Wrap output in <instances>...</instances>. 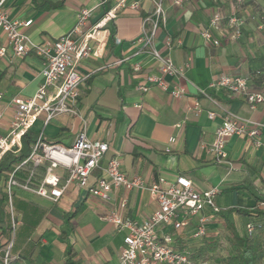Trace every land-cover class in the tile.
Listing matches in <instances>:
<instances>
[{"label": "crops", "instance_id": "obj_1", "mask_svg": "<svg viewBox=\"0 0 264 264\" xmlns=\"http://www.w3.org/2000/svg\"><path fill=\"white\" fill-rule=\"evenodd\" d=\"M119 1L5 0V7L12 20L33 21L25 32L36 44L52 46L72 30L81 9H94L91 22L96 24ZM164 4L167 22L156 36L155 47L162 56L185 69L183 76H165L169 89L179 85L185 90L182 97L174 98L170 91L157 85L147 92L139 89L148 85V76L160 75V63L156 59L146 52L135 55L140 48L137 38L142 19L153 10L151 0H141L140 11H120L113 20L114 38L110 39L106 26L105 46L82 61L80 70L88 77L80 86L77 114L60 115L46 127L43 117L34 131L39 135L43 132L44 141L61 135L59 145L69 147L86 124L90 139L106 141L110 146L102 167L110 158L118 157L128 177H141L147 184L160 176L173 180L182 175L193 182L197 192L217 187L220 193L216 202L224 209L210 225L206 239L216 238L220 228L226 229L225 217L242 234L252 217L230 211L260 204L248 185L264 186V145L257 147L247 135L231 138L227 148L235 170L228 176L224 166L213 162L204 144L213 141L227 113L264 123V103L252 109L243 96L211 87L222 75H243L250 78L251 91L264 93V78L257 74L264 63V28L258 30L259 14L254 17L260 9L258 5L264 4L261 0H190L182 7L175 6L173 0H164ZM216 10L224 16L218 47L201 35ZM233 10L246 19L239 40L233 38L225 19ZM3 47L7 48V40L0 30V48ZM119 61L123 62L117 64ZM136 64L141 66L140 72L134 71ZM43 80L38 56L34 53L16 56L7 48L5 56L0 57V92L6 108L0 121V135L8 132L13 114L11 99L17 95L33 96ZM209 112H214L216 117L210 119ZM260 138L264 140V131ZM55 173L61 183L68 177L63 168ZM101 174L102 170L97 169L90 184ZM5 184L6 181L0 183L4 195ZM124 200L127 205L121 209ZM13 201L20 221L12 250L17 264H65L67 260L75 264H118L124 233L102 216L120 211L124 218L143 222L157 207L147 188L130 191L120 188L109 202H103L92 196L89 188L76 184L56 204L17 188ZM81 201V209L72 215ZM6 212L9 214L7 207ZM0 236L2 242L8 239L2 235L1 228ZM186 237L180 236L178 246L197 245L187 242ZM262 255L264 258V251Z\"/></svg>", "mask_w": 264, "mask_h": 264}, {"label": "built area", "instance_id": "obj_2", "mask_svg": "<svg viewBox=\"0 0 264 264\" xmlns=\"http://www.w3.org/2000/svg\"><path fill=\"white\" fill-rule=\"evenodd\" d=\"M190 0H173L177 7L184 6ZM153 10L143 17L140 35L137 43L140 44L138 55L146 52L160 63V75L147 77L148 85L139 87L147 92L152 85H157L174 98L182 97L186 92L179 85L169 89L165 76L180 77L185 69L176 66L171 58L161 55L155 47V40L159 30L167 22V11L164 0H151ZM141 10V0H120L110 9L104 18L93 24L91 19L94 9L83 8L77 15L75 26L67 34L61 36L52 46L36 44L25 32L33 21L12 20L5 7V0H0V30L5 33L7 48H11L16 56L34 53L42 61V75L44 80L37 92L31 97L14 96L10 101L13 114L6 135H0V161L9 152L17 153L22 148V137L34 130L36 123L44 117V127L60 115H76L77 103L80 96V86L88 77L84 75L80 66L83 60L90 58L98 49L105 46L107 40L106 25L114 20L121 10ZM227 27L233 38L239 40L243 36L246 19L236 10L225 17ZM224 20L220 10L213 12L209 26L202 31V37L213 46L221 45V24ZM264 24H258V30H263ZM6 47L0 48V57H4ZM123 61H119L117 64ZM141 66H134L135 72L141 71ZM264 78V63L257 73ZM250 78L243 75H222L211 87H221L232 94L243 96L249 106L254 109L264 103L263 92L250 90ZM4 95L0 92V121L5 114L3 104ZM210 119L216 114L209 112ZM84 128L78 133L74 143L69 146L49 144L44 141L43 132L40 133L30 156L15 167L5 184L7 208L11 218V235L5 241L1 250L3 264L13 261L12 250L15 243L20 221L14 208V189H20L36 197L58 203L67 189L76 184L80 188H89L95 198L109 202L111 195L118 189L127 191L147 188L157 203L153 214L143 222L131 218H124L120 211H112L102 216V219L115 224L118 232L124 233L118 264H208L196 263L193 260L194 246L187 245L179 248L180 236H187V242H194L199 246L207 238L210 225L221 216L222 209L216 198L219 188L203 192L194 189L193 182L185 176L179 175L173 180L163 176L158 177L151 184H147L141 177H128L123 172L121 161L112 157L102 167V161L108 153V142L92 140ZM181 127V125H180ZM264 131V123L243 118L237 114L227 113L216 129L213 141L204 144L213 162L227 169V175L235 170L230 159L228 143L235 136H245L254 139L257 147L264 145L260 138ZM175 139H171L174 141ZM33 168L24 178L18 179L24 165ZM44 167L45 173L38 176L36 168ZM58 168L68 172V177L61 183L60 176L55 173ZM101 169L102 174L90 184L93 173ZM127 205V200L121 203V209ZM259 207L264 209V203ZM255 225L247 224L246 234L254 236Z\"/></svg>", "mask_w": 264, "mask_h": 264}, {"label": "trees", "instance_id": "obj_3", "mask_svg": "<svg viewBox=\"0 0 264 264\" xmlns=\"http://www.w3.org/2000/svg\"><path fill=\"white\" fill-rule=\"evenodd\" d=\"M264 4V0H261ZM260 9L254 14V17L260 19L259 23L264 22V6L258 5ZM238 9V8H237ZM238 12V11H237ZM258 23V24H259ZM107 28L110 31V39L114 38L115 35V26L113 20L107 23ZM172 39V38H171ZM39 138V133L34 130L27 131L22 137V148L19 152L13 153L9 152L0 161V183L2 181H7L9 176L14 172L15 167L22 164L31 154L33 146L36 144ZM62 136H58L50 141L45 140L49 144H61ZM23 171L18 174V179L25 177L26 173L30 171L33 167L29 164L24 165ZM37 174L43 175L45 173L44 168H36ZM248 189L250 193L254 196L257 202L264 203V186L263 188L257 187L254 184H249ZM2 187L0 186V228L2 230V235L7 236L11 235V218L10 215L6 212L7 207V196L1 193ZM90 193V191H89ZM81 201L74 209L72 215H75L82 207ZM259 204V205H260ZM255 206L252 208H233L230 213H236L240 216L252 217L247 222V224L252 223L255 225L256 232L254 236H248L245 230L242 234L238 233L234 224L225 217L227 233V242L229 245V250L227 256L221 260L216 258L215 254L217 253L220 240L216 237L213 239H206L202 245L194 246L193 260L196 263L207 262L212 264L214 258L215 261H218L219 264H264L263 251H264V209ZM10 218V220L8 219ZM258 217V218H255ZM1 237V236H0ZM5 245V241L2 242L0 239V261L2 262V253L1 250ZM185 246H179L182 248ZM18 260H13L10 264H17ZM65 264H75L70 260H67Z\"/></svg>", "mask_w": 264, "mask_h": 264}, {"label": "rangeland", "instance_id": "obj_4", "mask_svg": "<svg viewBox=\"0 0 264 264\" xmlns=\"http://www.w3.org/2000/svg\"><path fill=\"white\" fill-rule=\"evenodd\" d=\"M221 209H224V208H221ZM227 233H228L227 229L223 227V228H220L219 234L217 236V238L220 240V246L215 256L216 258H219L221 260H223L227 256L228 250H229V245L227 242ZM216 258H214V261L212 264H219L218 261H215Z\"/></svg>", "mask_w": 264, "mask_h": 264}]
</instances>
